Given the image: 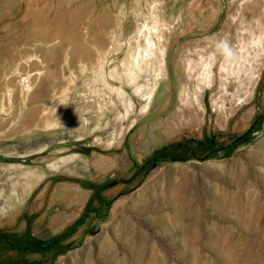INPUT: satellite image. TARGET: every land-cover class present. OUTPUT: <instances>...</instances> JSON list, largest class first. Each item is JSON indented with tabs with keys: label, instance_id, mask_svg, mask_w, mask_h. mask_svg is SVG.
Segmentation results:
<instances>
[{
	"label": "rangeland",
	"instance_id": "obj_1",
	"mask_svg": "<svg viewBox=\"0 0 264 264\" xmlns=\"http://www.w3.org/2000/svg\"><path fill=\"white\" fill-rule=\"evenodd\" d=\"M0 264H264V0H0Z\"/></svg>",
	"mask_w": 264,
	"mask_h": 264
},
{
	"label": "trees",
	"instance_id": "obj_2",
	"mask_svg": "<svg viewBox=\"0 0 264 264\" xmlns=\"http://www.w3.org/2000/svg\"><path fill=\"white\" fill-rule=\"evenodd\" d=\"M87 215V214H86ZM86 215H82L81 217H80V219L77 221V223L75 224V230H76V228H78V227H80V226H82L83 224H86L87 222H88V220H87V218H86ZM89 215V214H88ZM18 237V236H17ZM60 239L61 240H59V239H57V242H61V241H63V239H65V235H61V237H60ZM59 240V241H58ZM25 244V240L24 239H22V240H20V244H18V246H20L21 248H22V246ZM17 246V248H19ZM23 249V248H22ZM37 255H39V254H37ZM35 263H39V260H35Z\"/></svg>",
	"mask_w": 264,
	"mask_h": 264
},
{
	"label": "bare ground",
	"instance_id": "obj_3",
	"mask_svg": "<svg viewBox=\"0 0 264 264\" xmlns=\"http://www.w3.org/2000/svg\"><path fill=\"white\" fill-rule=\"evenodd\" d=\"M70 41L73 42L72 39H70ZM72 42H71V43H72ZM138 58H140V57L138 56ZM148 83H150V81H149L148 77H145V79H143V81H142V84L145 86V87H144V90L147 91L146 93H147V95L149 96L148 98L150 99V98L152 97V91L147 87ZM140 86H141V85H140ZM261 149H262V148H261Z\"/></svg>",
	"mask_w": 264,
	"mask_h": 264
}]
</instances>
